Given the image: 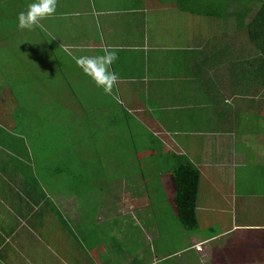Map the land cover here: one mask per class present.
<instances>
[{"label": "crops", "instance_id": "1", "mask_svg": "<svg viewBox=\"0 0 264 264\" xmlns=\"http://www.w3.org/2000/svg\"><path fill=\"white\" fill-rule=\"evenodd\" d=\"M31 2L0 0V264H264V64L226 3L57 0L20 30ZM105 49L111 94L73 58Z\"/></svg>", "mask_w": 264, "mask_h": 264}, {"label": "trees", "instance_id": "2", "mask_svg": "<svg viewBox=\"0 0 264 264\" xmlns=\"http://www.w3.org/2000/svg\"><path fill=\"white\" fill-rule=\"evenodd\" d=\"M213 6L220 7L225 2L228 18L236 17V23L249 35V40L257 48V62L264 64V0H211ZM172 183L176 190L174 201L178 218L184 228L196 229L195 204L200 174L190 161H183L171 171Z\"/></svg>", "mask_w": 264, "mask_h": 264}, {"label": "clouds", "instance_id": "3", "mask_svg": "<svg viewBox=\"0 0 264 264\" xmlns=\"http://www.w3.org/2000/svg\"><path fill=\"white\" fill-rule=\"evenodd\" d=\"M56 9L57 0H32L26 10L18 13L17 28L31 31L39 26L41 20L52 17ZM116 56V50L105 49L102 55H82L73 58L78 68L94 82L97 88L105 94H111L118 77L109 69Z\"/></svg>", "mask_w": 264, "mask_h": 264}, {"label": "built area", "instance_id": "4", "mask_svg": "<svg viewBox=\"0 0 264 264\" xmlns=\"http://www.w3.org/2000/svg\"><path fill=\"white\" fill-rule=\"evenodd\" d=\"M197 249H200V248H197Z\"/></svg>", "mask_w": 264, "mask_h": 264}]
</instances>
